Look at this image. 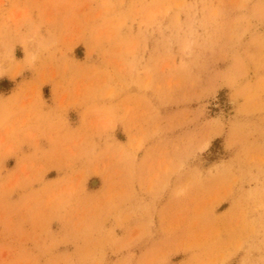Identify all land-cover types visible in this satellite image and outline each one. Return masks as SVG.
<instances>
[{"label": "rangeland", "instance_id": "374dc122", "mask_svg": "<svg viewBox=\"0 0 264 264\" xmlns=\"http://www.w3.org/2000/svg\"><path fill=\"white\" fill-rule=\"evenodd\" d=\"M0 264H264V0H0Z\"/></svg>", "mask_w": 264, "mask_h": 264}]
</instances>
